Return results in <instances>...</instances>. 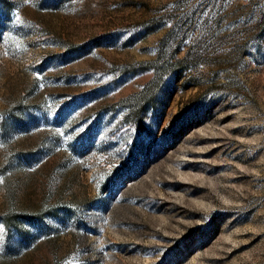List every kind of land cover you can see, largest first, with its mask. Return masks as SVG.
<instances>
[{
	"label": "rangeland",
	"instance_id": "1",
	"mask_svg": "<svg viewBox=\"0 0 264 264\" xmlns=\"http://www.w3.org/2000/svg\"><path fill=\"white\" fill-rule=\"evenodd\" d=\"M0 144V264H264V0H0Z\"/></svg>",
	"mask_w": 264,
	"mask_h": 264
},
{
	"label": "snow or ice",
	"instance_id": "2",
	"mask_svg": "<svg viewBox=\"0 0 264 264\" xmlns=\"http://www.w3.org/2000/svg\"><path fill=\"white\" fill-rule=\"evenodd\" d=\"M29 2H31V0H29ZM20 18H19V16H17V20H19ZM42 86V85H41ZM0 147H3V145L2 144H0ZM0 182H2V181H0ZM3 228H2V226H0V243H2L3 242Z\"/></svg>",
	"mask_w": 264,
	"mask_h": 264
}]
</instances>
